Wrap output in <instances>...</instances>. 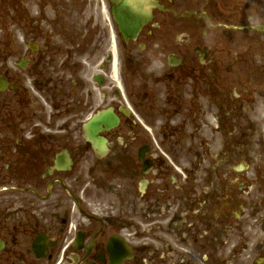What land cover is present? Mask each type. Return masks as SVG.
I'll return each mask as SVG.
<instances>
[{
  "label": "flooded vegetation",
  "instance_id": "af4514ba",
  "mask_svg": "<svg viewBox=\"0 0 264 264\" xmlns=\"http://www.w3.org/2000/svg\"><path fill=\"white\" fill-rule=\"evenodd\" d=\"M152 3L0 0V264H264V0Z\"/></svg>",
  "mask_w": 264,
  "mask_h": 264
},
{
  "label": "water",
  "instance_id": "95a60500",
  "mask_svg": "<svg viewBox=\"0 0 264 264\" xmlns=\"http://www.w3.org/2000/svg\"><path fill=\"white\" fill-rule=\"evenodd\" d=\"M118 7L115 17L125 34H136L150 15L149 7L143 0H114Z\"/></svg>",
  "mask_w": 264,
  "mask_h": 264
},
{
  "label": "rangeland",
  "instance_id": "374dc122",
  "mask_svg": "<svg viewBox=\"0 0 264 264\" xmlns=\"http://www.w3.org/2000/svg\"><path fill=\"white\" fill-rule=\"evenodd\" d=\"M242 2H244V5L242 7L246 10L245 8L246 1H242ZM57 5L59 9V15L63 16L65 20L61 17L60 19L67 24H69V22H66V18H68V16H70L71 18L79 19L81 20V22H83V20H85L88 17L84 15L82 11H80L78 14L76 13L77 8H82V0H57ZM67 7H70L72 11L68 9ZM33 11L35 12L36 9H34ZM51 16L52 14H48V17H51ZM256 22L258 23H254L253 25L257 28L256 29L257 32L260 33L261 35H264V26H263L264 25V15H261L260 19H258ZM252 237H254V234H251V240H252ZM251 242H253V240Z\"/></svg>",
  "mask_w": 264,
  "mask_h": 264
}]
</instances>
